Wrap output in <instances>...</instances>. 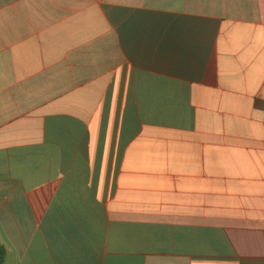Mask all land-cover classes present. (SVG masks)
<instances>
[{
  "label": "crops",
  "instance_id": "1",
  "mask_svg": "<svg viewBox=\"0 0 264 264\" xmlns=\"http://www.w3.org/2000/svg\"><path fill=\"white\" fill-rule=\"evenodd\" d=\"M3 264H264V0H0Z\"/></svg>",
  "mask_w": 264,
  "mask_h": 264
},
{
  "label": "trees",
  "instance_id": "2",
  "mask_svg": "<svg viewBox=\"0 0 264 264\" xmlns=\"http://www.w3.org/2000/svg\"><path fill=\"white\" fill-rule=\"evenodd\" d=\"M3 261H4V254H3V252L1 251V255H0V264H3Z\"/></svg>",
  "mask_w": 264,
  "mask_h": 264
}]
</instances>
